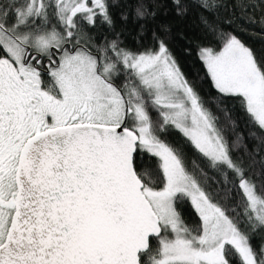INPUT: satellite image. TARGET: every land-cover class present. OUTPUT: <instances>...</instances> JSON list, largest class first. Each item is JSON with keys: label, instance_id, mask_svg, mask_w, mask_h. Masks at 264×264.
I'll use <instances>...</instances> for the list:
<instances>
[{"label": "snow or ice", "instance_id": "6c2138e0", "mask_svg": "<svg viewBox=\"0 0 264 264\" xmlns=\"http://www.w3.org/2000/svg\"><path fill=\"white\" fill-rule=\"evenodd\" d=\"M250 26L264 0H0V264H264Z\"/></svg>", "mask_w": 264, "mask_h": 264}, {"label": "trees", "instance_id": "16d2710c", "mask_svg": "<svg viewBox=\"0 0 264 264\" xmlns=\"http://www.w3.org/2000/svg\"><path fill=\"white\" fill-rule=\"evenodd\" d=\"M195 18L194 16L189 17L188 19L180 22V27L190 34L194 33ZM251 31L243 35L245 42L253 48L255 53L258 56H264V33L258 27L250 26ZM131 43V39L129 40ZM178 47H182L178 46ZM182 67L186 74L192 78L195 73H199L200 76H203V69L200 67L199 63L195 60L194 54L192 57L180 56ZM207 91V88H205ZM194 217H189V222Z\"/></svg>", "mask_w": 264, "mask_h": 264}]
</instances>
